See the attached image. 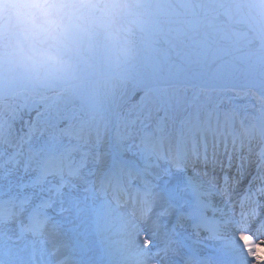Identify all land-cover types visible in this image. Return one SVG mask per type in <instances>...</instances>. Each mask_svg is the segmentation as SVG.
I'll list each match as a JSON object with an SVG mask.
<instances>
[{
  "label": "snow or ice",
  "instance_id": "1",
  "mask_svg": "<svg viewBox=\"0 0 264 264\" xmlns=\"http://www.w3.org/2000/svg\"><path fill=\"white\" fill-rule=\"evenodd\" d=\"M34 3L136 11L87 48L0 31V264H264V111L238 131L178 87L239 71L264 85V0ZM128 81L135 103L116 97ZM14 100L36 110L27 131Z\"/></svg>",
  "mask_w": 264,
  "mask_h": 264
},
{
  "label": "clouds",
  "instance_id": "2",
  "mask_svg": "<svg viewBox=\"0 0 264 264\" xmlns=\"http://www.w3.org/2000/svg\"><path fill=\"white\" fill-rule=\"evenodd\" d=\"M131 11L136 10L109 8L101 14L88 8L37 6L34 0H0V31L9 34L14 45L18 42L25 48L45 47L54 38L70 43L72 33L84 29L111 39Z\"/></svg>",
  "mask_w": 264,
  "mask_h": 264
},
{
  "label": "rangeland",
  "instance_id": "3",
  "mask_svg": "<svg viewBox=\"0 0 264 264\" xmlns=\"http://www.w3.org/2000/svg\"><path fill=\"white\" fill-rule=\"evenodd\" d=\"M186 88L188 89L187 94L189 97L192 96L193 92H199V103L207 104L209 107L218 106L222 112L234 111L236 113L235 127H237V130H242V124L250 125V127L255 125L262 111H264V104L263 107H261V104L264 103V98L258 97L251 91L238 92ZM115 92L118 100L121 97V94L124 93V99L128 100L130 103H135L137 98L139 100L140 95H142L138 88L129 82L123 84L118 82L115 87ZM11 103L16 107V113L14 115L12 113H5V116L12 120L15 128L26 126L24 124L25 121H36L35 109L30 111L27 106L22 107V100H14L11 101ZM40 110L42 111V108ZM31 114L33 116L30 118ZM43 118L44 117H41V120H43ZM255 146V141L253 140V149ZM99 258V256L96 257V259Z\"/></svg>",
  "mask_w": 264,
  "mask_h": 264
},
{
  "label": "water",
  "instance_id": "4",
  "mask_svg": "<svg viewBox=\"0 0 264 264\" xmlns=\"http://www.w3.org/2000/svg\"><path fill=\"white\" fill-rule=\"evenodd\" d=\"M131 2V0H130ZM95 32L90 29L78 30L72 33L70 43L78 44L82 48H87L90 36ZM101 45L103 44V36L100 34L95 38ZM135 85L132 81H128ZM179 86H196L205 89H235L245 90L250 89L261 96H264V85L259 81L253 82L246 76L243 71L235 72L230 77L224 79H213L209 72L208 75L199 79H188L178 81ZM136 86V85H135Z\"/></svg>",
  "mask_w": 264,
  "mask_h": 264
},
{
  "label": "bare ground",
  "instance_id": "5",
  "mask_svg": "<svg viewBox=\"0 0 264 264\" xmlns=\"http://www.w3.org/2000/svg\"><path fill=\"white\" fill-rule=\"evenodd\" d=\"M243 127H250V126H249V125H246V124H243ZM236 129H237V127H236ZM255 145H256V147H254V149H253V153H255L256 151H258L259 148H260V146H261V142H260L259 138H256V140H255ZM252 158L255 159V156L253 155ZM241 190H242V188L237 189V191H241ZM215 199H216L217 202H219V200H220L219 197H216ZM237 211H238V206H237ZM259 241H264V235H261V236L259 237ZM259 241H256V242L259 243ZM250 242H251V241H250ZM210 243H211V242H209V241H205V244H210ZM201 247L203 248L204 245H201ZM257 253H258V255H264V246H259V247L257 248Z\"/></svg>",
  "mask_w": 264,
  "mask_h": 264
},
{
  "label": "trees",
  "instance_id": "6",
  "mask_svg": "<svg viewBox=\"0 0 264 264\" xmlns=\"http://www.w3.org/2000/svg\"><path fill=\"white\" fill-rule=\"evenodd\" d=\"M140 94H141V93H140ZM140 94H139V95H140ZM32 113H33V112H32ZM32 116H33V115L31 114V115H30V118H31ZM17 129H20V128L17 127ZM24 130L27 131V126H24Z\"/></svg>",
  "mask_w": 264,
  "mask_h": 264
}]
</instances>
